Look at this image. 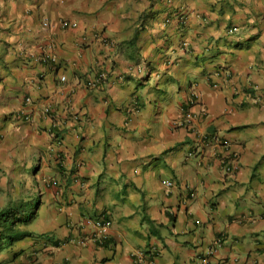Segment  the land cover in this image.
<instances>
[{
  "label": "crops",
  "instance_id": "1",
  "mask_svg": "<svg viewBox=\"0 0 264 264\" xmlns=\"http://www.w3.org/2000/svg\"><path fill=\"white\" fill-rule=\"evenodd\" d=\"M17 231L0 264H264V0H0Z\"/></svg>",
  "mask_w": 264,
  "mask_h": 264
},
{
  "label": "trees",
  "instance_id": "2",
  "mask_svg": "<svg viewBox=\"0 0 264 264\" xmlns=\"http://www.w3.org/2000/svg\"><path fill=\"white\" fill-rule=\"evenodd\" d=\"M37 205H38V203H35V202H32V201L29 202V203L26 202V203H24V204H22L20 206L14 207L10 212H8L7 214H5V216L7 218L8 217L7 216L8 214H12L14 211H16L18 209H23V212L24 211L25 212L27 211V213H25L24 216H21L19 218L16 217V216H14V219H13V221L11 223L12 225H9V229L11 230V226H13V224H15V222H26L27 223V222L32 221L35 218V216H36V208H37ZM15 233H16L15 236H11L10 237V241H7V242L6 241H2V242H0V250L3 249L4 242L7 243L8 245H10L14 241L19 240V239H21V238L29 235L28 232H25V231H17Z\"/></svg>",
  "mask_w": 264,
  "mask_h": 264
},
{
  "label": "built area",
  "instance_id": "3",
  "mask_svg": "<svg viewBox=\"0 0 264 264\" xmlns=\"http://www.w3.org/2000/svg\"><path fill=\"white\" fill-rule=\"evenodd\" d=\"M47 24H48V22H45V25H47ZM70 25H74V23L70 24L68 21H62V26L63 27H67V26H70ZM61 80L63 82H65L67 80L66 75L61 76ZM97 86H98V80H89L87 82V87H89V88H95ZM75 118H78V117L76 116ZM212 138L214 140H216L217 142H221L220 137L213 136ZM202 139H203V142H207V141L210 140V138L208 136H206V135L205 136L203 135ZM224 166H225V169L227 171H232V170H234L236 165H235V163H233V160H231L229 162H226ZM166 184L171 185V182L170 181H166ZM110 225H111L110 221L97 220L95 222V226H96L97 229H99V231H98L99 236H105V234H104L105 233V229H106V227H109ZM203 264H209L208 260L204 259Z\"/></svg>",
  "mask_w": 264,
  "mask_h": 264
},
{
  "label": "rangeland",
  "instance_id": "4",
  "mask_svg": "<svg viewBox=\"0 0 264 264\" xmlns=\"http://www.w3.org/2000/svg\"><path fill=\"white\" fill-rule=\"evenodd\" d=\"M37 202H38V199L35 201V203H37ZM30 224L33 225V226H35L36 225V222H31Z\"/></svg>",
  "mask_w": 264,
  "mask_h": 264
}]
</instances>
